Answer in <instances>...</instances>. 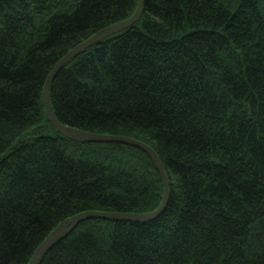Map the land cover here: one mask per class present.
<instances>
[{"label": "trees", "instance_id": "1", "mask_svg": "<svg viewBox=\"0 0 264 264\" xmlns=\"http://www.w3.org/2000/svg\"><path fill=\"white\" fill-rule=\"evenodd\" d=\"M137 2L0 0V264L77 214L159 207L144 152L61 137L41 100ZM49 97L62 125L150 147L169 198L150 222L83 221L38 264H264V0H145Z\"/></svg>", "mask_w": 264, "mask_h": 264}, {"label": "water", "instance_id": "2", "mask_svg": "<svg viewBox=\"0 0 264 264\" xmlns=\"http://www.w3.org/2000/svg\"><path fill=\"white\" fill-rule=\"evenodd\" d=\"M145 0H138L135 12L125 21L109 26L108 28L93 35L86 41L82 42L61 60L57 62L50 74L48 75L41 94L42 106L45 112L47 122L52 126L58 135L77 143H118L137 148L144 152L153 163L162 181L163 196L159 207L150 213L143 214H123V213H101V212H84L73 216L60 223L46 237V239L36 248L28 264H38L41 258L59 241L66 238L80 223L91 219L111 220V221H128L135 223H146L155 220L165 209L169 198V182L163 166L156 153L147 145L126 137L107 136L92 134L62 125L55 117L49 97L50 84L55 75L71 60L90 47L98 44L102 40L121 33L132 27L141 17Z\"/></svg>", "mask_w": 264, "mask_h": 264}]
</instances>
